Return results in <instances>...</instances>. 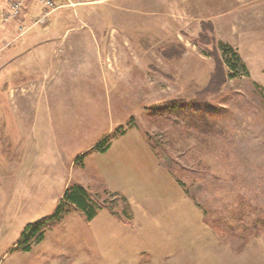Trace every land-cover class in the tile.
Wrapping results in <instances>:
<instances>
[{
    "label": "rangeland",
    "instance_id": "374dc122",
    "mask_svg": "<svg viewBox=\"0 0 264 264\" xmlns=\"http://www.w3.org/2000/svg\"><path fill=\"white\" fill-rule=\"evenodd\" d=\"M46 26L92 39L104 72L123 59L115 77L82 59L48 79L50 94L53 81L71 89L53 110L57 132L65 119L57 145L67 159L79 153L71 175L83 173L99 208L91 220L72 210L24 250L25 227L55 212L58 184L51 166L19 172L14 152L40 140L51 163L55 131L30 122L22 142L0 122V264H264L253 226L264 218V0H0V58ZM218 42L238 52L234 70ZM181 101L174 112L193 123L151 111Z\"/></svg>",
    "mask_w": 264,
    "mask_h": 264
},
{
    "label": "crops",
    "instance_id": "0c3cea01",
    "mask_svg": "<svg viewBox=\"0 0 264 264\" xmlns=\"http://www.w3.org/2000/svg\"><path fill=\"white\" fill-rule=\"evenodd\" d=\"M62 25L65 26L64 23ZM79 28L81 27L69 29L78 30ZM64 29H66V26ZM12 46L9 57L0 58V93L6 92V96L3 93L0 94V99L3 98V101L0 100V122L3 123L4 121L5 132L7 125L10 126L7 129L8 132L16 125L21 131V137L18 138L21 141L25 137L24 135H27V133H24V125L28 126L30 122L32 125L36 122L38 127L45 124L47 127L45 137L46 132L51 136L49 129L52 128L55 131L50 141V148L52 142L54 144V150L51 151V163L47 160H45V163L43 160L40 161L41 152L38 143L40 140H36L37 143L33 144L32 152L21 148L14 152V157L16 159L15 168L18 167V171L23 174L37 167L41 170L42 168L48 169L51 166V179L58 184L53 195L59 202L65 188L71 182L76 181L87 186V178L81 176L83 173H79L76 180H73L71 167L74 157L79 153L68 159L62 154L57 145L61 136L59 137L57 133H65V119L58 120V132L55 129V122L53 124V110L56 107L60 108L62 103L70 100L71 97L68 99L62 95L70 94L71 89L66 90L70 87L57 86L56 82L53 81L51 82L50 94L48 79L58 78L60 75L65 74L66 70L68 68L70 70L74 64L79 67L82 59L90 60L92 66H86L84 71H87L88 68H96V66L98 67L97 62L102 64L103 57L98 53L92 39L70 36L51 37V26L37 29V32L32 36L19 38ZM110 60L112 61V57H110ZM122 60L118 55V57L113 58L111 70L104 72L101 65L98 67V71L103 74L109 73L112 77L118 76L120 75L118 64ZM8 63L11 64L10 68H6ZM92 70L95 71V69ZM51 111V119L44 121L43 118L48 114L51 115ZM8 114H10V117H8ZM97 139H92L86 147ZM34 148H36L35 151ZM108 152L102 155H106ZM41 157L44 159V156Z\"/></svg>",
    "mask_w": 264,
    "mask_h": 264
},
{
    "label": "trees",
    "instance_id": "16d2710c",
    "mask_svg": "<svg viewBox=\"0 0 264 264\" xmlns=\"http://www.w3.org/2000/svg\"><path fill=\"white\" fill-rule=\"evenodd\" d=\"M217 47L221 50L222 54L226 56V60L224 62L229 67L230 70H234L237 67V63L240 60V56L233 45L227 42H218ZM230 74V73H229ZM259 86V85H258ZM260 89L264 91V88L260 86ZM187 105L188 103L185 102H172L170 103H162L157 104L151 107V111L155 114H160L161 116H166L170 119L181 120L183 122L193 123L187 113L176 114L173 110L175 105ZM211 132V131H208ZM117 135V131H113L111 134L106 135L102 138L99 142H97L93 146V150L104 152L110 146L112 142V138ZM84 156L83 154L79 155L78 158ZM115 197L121 196V194L114 192ZM123 200H126L124 196H122ZM102 206V205H100ZM99 208V203L97 199L92 196L90 190L81 183L72 182L70 183L64 190L62 197L60 198L57 208L55 212L48 216L41 218L35 224H29L25 227L21 243L22 248L24 250H30L32 247V243L39 241L44 236V230L47 227H53L54 225L58 224L66 214L71 212L74 209H78L85 213V217L87 220H91L97 210ZM111 209L110 207H107ZM205 222L210 223L209 216L204 217ZM259 222H256L253 226L258 228L261 227L264 229V218L259 219ZM260 223V224H259ZM247 230V227L244 226L243 229Z\"/></svg>",
    "mask_w": 264,
    "mask_h": 264
},
{
    "label": "built area",
    "instance_id": "2783aa9c",
    "mask_svg": "<svg viewBox=\"0 0 264 264\" xmlns=\"http://www.w3.org/2000/svg\"><path fill=\"white\" fill-rule=\"evenodd\" d=\"M94 1H101V0H94ZM20 2L18 3V4H15L14 5V7H13V9H15L16 10V12L20 9Z\"/></svg>",
    "mask_w": 264,
    "mask_h": 264
}]
</instances>
